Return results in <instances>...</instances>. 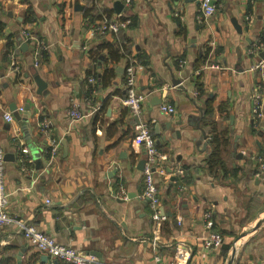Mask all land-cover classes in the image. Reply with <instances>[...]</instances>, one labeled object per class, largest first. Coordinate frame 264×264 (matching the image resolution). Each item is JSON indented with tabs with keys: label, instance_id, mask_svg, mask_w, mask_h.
Instances as JSON below:
<instances>
[{
	"label": "crops",
	"instance_id": "1",
	"mask_svg": "<svg viewBox=\"0 0 264 264\" xmlns=\"http://www.w3.org/2000/svg\"><path fill=\"white\" fill-rule=\"evenodd\" d=\"M211 1L216 13L200 23L195 0H0V145L11 216L102 263L153 264L156 237L164 263L264 264V222L256 226L264 105L255 118L261 72L250 71L264 56V0ZM88 8L93 18L103 9L120 14L125 26L100 35V19L83 15ZM107 43L128 55L112 60ZM132 61L144 96L140 119L165 167L156 178L167 218L158 231L140 198L139 118L123 104ZM72 103L86 116L69 125ZM213 149L221 165L210 169ZM213 232L220 247L205 245ZM18 253L21 264H50L15 227L1 229L0 264H17Z\"/></svg>",
	"mask_w": 264,
	"mask_h": 264
},
{
	"label": "built area",
	"instance_id": "2",
	"mask_svg": "<svg viewBox=\"0 0 264 264\" xmlns=\"http://www.w3.org/2000/svg\"><path fill=\"white\" fill-rule=\"evenodd\" d=\"M198 4V21L200 23L206 22L212 17L217 10L216 5L211 0H195ZM131 0H124L126 5H129ZM125 23L121 20L120 14L116 17L110 18L103 16L97 23L94 24V31L100 35L116 34L123 27ZM262 46L261 40L256 41L250 48L251 54H257ZM184 63V62H183ZM260 71V82L257 84L252 93V114L255 118H259L262 115L264 105V56L258 58L254 64H252L250 71ZM137 70L135 62H130L124 69V85H125V97L123 104L127 107L130 113L139 118L138 123L135 126V134L133 141L144 150L143 165L141 167L143 176V190L140 198H142L149 206L150 217L153 223L154 231H158L160 225L167 219L161 209V198L157 187V176L165 173V167L162 164L163 156L159 153L155 138L153 137L151 130L147 123L140 119L142 115V102L144 96L138 92L136 87ZM93 78H89V82H93ZM160 109L166 114H173L175 112L174 107L161 103ZM98 108H92L90 113H94ZM19 113L23 112V108L18 109ZM68 116L70 119L69 125L80 122L85 118V113L81 112L75 103L71 104L68 110ZM5 121L10 122L13 117L10 113L6 112L3 115ZM44 127H49V123L44 121L42 124ZM50 155L53 156L56 153L58 144L52 139ZM23 153H27L26 149L22 150ZM264 152V145H263ZM260 171L264 173V158L259 159ZM4 167L5 156L4 151L0 145V230L10 227H15L16 230L23 236L25 241L35 248L37 251L44 253L50 260V264H56V261H64L70 264H113L102 263L98 259L94 258L85 252L79 251L69 246H64L58 243L52 236L39 230L34 224L28 223L20 218L11 216L7 211L9 199L8 194L4 188ZM207 228L212 226V222L206 223ZM223 243V238L219 233H211L205 240V245L209 248L220 247ZM156 237L153 238V264H175L164 263L158 248L156 245Z\"/></svg>",
	"mask_w": 264,
	"mask_h": 264
},
{
	"label": "trees",
	"instance_id": "3",
	"mask_svg": "<svg viewBox=\"0 0 264 264\" xmlns=\"http://www.w3.org/2000/svg\"><path fill=\"white\" fill-rule=\"evenodd\" d=\"M90 11L91 9L88 8V9H85L84 10V17L87 18V17H90L89 19V22H94L95 19L99 20L101 19L104 15L107 16V17H110V11H106V10H101L100 13L96 14L94 16V18L90 15ZM96 21V20H95ZM89 22L86 23V25H89ZM102 47H105L109 50V54L111 56V59L112 60H119L120 58H122L123 56H126L128 55V51L125 50V46L122 45L120 48L119 47H114V44H104ZM210 143H212L213 145L214 144H217L218 141H217V136L214 135V137L211 138V141ZM218 152L219 151H216V149H213V151L211 152L210 154V157H209V160H208V165H209V168L212 169L213 167L215 166H220L221 165V161H220V158H219V155H218ZM59 263H62V264H66L67 262H64V261H61L59 260L58 261ZM67 264H70V263H67Z\"/></svg>",
	"mask_w": 264,
	"mask_h": 264
},
{
	"label": "water",
	"instance_id": "4",
	"mask_svg": "<svg viewBox=\"0 0 264 264\" xmlns=\"http://www.w3.org/2000/svg\"><path fill=\"white\" fill-rule=\"evenodd\" d=\"M173 84H174V85H177V84H179V81L174 80V81H173ZM202 134H203V136H204L205 138H207V136H206V134L204 133V131H202ZM142 165H143V161L141 162V167H142ZM263 222H264V210H263L262 212L259 213V217H258V219H257V221H256V226L261 225ZM20 256H21V254L18 253V255H17V257H16L17 264H21Z\"/></svg>",
	"mask_w": 264,
	"mask_h": 264
},
{
	"label": "bare ground",
	"instance_id": "5",
	"mask_svg": "<svg viewBox=\"0 0 264 264\" xmlns=\"http://www.w3.org/2000/svg\"><path fill=\"white\" fill-rule=\"evenodd\" d=\"M239 247V246H238Z\"/></svg>",
	"mask_w": 264,
	"mask_h": 264
}]
</instances>
